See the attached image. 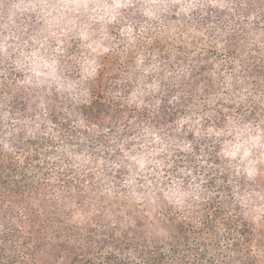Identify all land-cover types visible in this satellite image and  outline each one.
Returning a JSON list of instances; mask_svg holds the SVG:
<instances>
[{"label": "trees", "instance_id": "16d2710c", "mask_svg": "<svg viewBox=\"0 0 264 264\" xmlns=\"http://www.w3.org/2000/svg\"><path fill=\"white\" fill-rule=\"evenodd\" d=\"M246 2L196 9L180 22L186 27L175 26L182 35L156 32L143 46L115 52V79L106 83L130 103L97 93L86 108L62 104L71 61L52 66L51 85L23 83L31 75L26 58L45 55L44 29L59 17L38 21L36 0H0V252L25 247L37 264H239L234 236L247 229L207 195L227 174L205 133L264 119V24L233 14ZM187 27L193 31L184 36ZM117 35L109 26L101 46ZM65 39L60 46L75 55ZM143 130L163 140L167 162L191 174L185 179H203L198 205L152 211L116 190L128 175L114 166L120 148H135Z\"/></svg>", "mask_w": 264, "mask_h": 264}, {"label": "clouds", "instance_id": "9594fccd", "mask_svg": "<svg viewBox=\"0 0 264 264\" xmlns=\"http://www.w3.org/2000/svg\"><path fill=\"white\" fill-rule=\"evenodd\" d=\"M34 7L42 14L38 21L55 13L60 22L44 29L40 47L45 55L26 58L25 71L31 75L23 83L47 82L51 85L57 81L52 66L71 61L73 81L63 90L62 104L67 101L69 105L83 104L88 108L97 93H103L106 100L114 103H130L127 97L120 96L106 83L115 79L112 75L117 59L115 52L143 46L156 32L180 36L182 33L175 26L186 27L180 22L190 18L189 14L194 10L227 5L224 0H54L52 3L36 0ZM233 14L241 22L264 24V0H247L241 13ZM109 26L118 35L108 37V47H102L100 41L105 39ZM192 31L187 27L183 35ZM61 37L66 38L65 46L69 38L73 40L75 55H69L60 46ZM49 41L55 42L56 46L52 47ZM117 43L122 45L121 49L116 48ZM44 59L47 64L42 62ZM136 69H140L139 63ZM205 134L214 138L213 150L220 159L221 171L227 174L207 195L219 197L225 205V218L235 222L241 231L247 229L243 235L237 233L234 236L240 249L239 264H264V119L256 127L229 121L223 128L215 131L210 128ZM135 139L139 141L135 148L128 151L120 148L123 155L114 165L128 171L117 191H126V198L137 207L152 211L159 207L183 211L206 198V190L201 187L203 179L198 176L185 179L191 174L173 168L165 155L170 154L169 149L155 132L140 131ZM224 180H227L226 184ZM246 182L248 187L245 188ZM27 252L25 247H9L0 252V264H37Z\"/></svg>", "mask_w": 264, "mask_h": 264}]
</instances>
